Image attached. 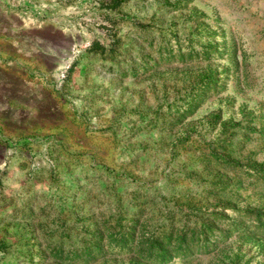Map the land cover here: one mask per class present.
<instances>
[{
	"label": "rangeland",
	"instance_id": "374dc122",
	"mask_svg": "<svg viewBox=\"0 0 264 264\" xmlns=\"http://www.w3.org/2000/svg\"><path fill=\"white\" fill-rule=\"evenodd\" d=\"M6 41L56 99L0 136V264H264V0H0Z\"/></svg>",
	"mask_w": 264,
	"mask_h": 264
},
{
	"label": "crops",
	"instance_id": "0c3cea01",
	"mask_svg": "<svg viewBox=\"0 0 264 264\" xmlns=\"http://www.w3.org/2000/svg\"><path fill=\"white\" fill-rule=\"evenodd\" d=\"M27 44L26 50L23 51L16 44L5 42L10 50L23 52L22 59L25 60L24 64H14L21 69L10 70V77L8 73H4L7 71L5 68L0 70V136L7 143H27L33 135L47 131L42 127L46 122L42 111L46 113L47 120L53 119L49 112L56 98L49 88L33 77L46 70L39 61L49 54L40 45ZM23 67L29 72L28 82L24 81V75L21 73L26 71ZM32 74L34 75L30 76Z\"/></svg>",
	"mask_w": 264,
	"mask_h": 264
}]
</instances>
